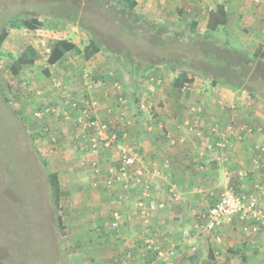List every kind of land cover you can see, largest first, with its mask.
<instances>
[{"label":"rangeland","instance_id":"374dc122","mask_svg":"<svg viewBox=\"0 0 264 264\" xmlns=\"http://www.w3.org/2000/svg\"><path fill=\"white\" fill-rule=\"evenodd\" d=\"M13 1L15 2V0ZM3 3L7 5L11 3V0H0V30L4 20L18 10L25 11L28 16L23 19L24 28L6 30L7 35L0 48V264H117L116 255L119 253L122 256L131 252V246L135 244L124 238L117 239L107 232L109 213L115 207L114 203L110 201L112 194L110 195L109 192L116 193L113 190H118L117 187L111 191L97 189L92 185L96 181V174L87 173L77 167L81 155L79 148L81 139L77 137L80 129L73 126L71 120L68 122L61 116L56 117L55 112L46 118L35 116L34 113L41 111L38 108L40 105L54 108L57 111L55 107L57 101L61 104V108H58L60 112H63L64 108L67 111V103L78 98L83 101L88 98L97 101L94 95H89L87 90H84V77L91 79L94 87L101 83L102 78L106 77H111L114 80L113 83L122 86V78L127 73V65L125 57L115 53L117 50L128 49L134 60L141 63L146 60L155 61L163 58L166 52L156 47L151 49L146 43L133 42L117 26L114 24L110 26L101 21L99 16L93 14L83 15L84 22L93 26L95 31L107 40V49L85 59L83 48L90 39L88 32L84 30L79 32L78 30L79 34L84 35L76 39L75 35H78L70 30L71 27L62 31L44 29L43 20L37 17L45 14L48 7L41 2L37 3V1L31 0L22 6L14 4L13 8H9L10 5L6 7ZM140 8V3L137 2L136 9L141 14ZM196 8L191 2L187 6V9H190L189 13L174 17L176 11L172 6L171 8L168 6L167 16L163 19L173 21L172 24L181 29L179 32L184 31L182 33L188 36V22L190 18L198 15ZM55 10H57L56 7ZM203 15L205 13L201 11L200 23L201 27L206 28L204 25L207 23V19L205 21ZM146 17L158 23L156 20L158 18L154 19L148 15ZM226 29L220 28L214 35L221 41L228 42L236 56L243 57L258 49L264 50V40L261 38L248 39L249 32L240 20H238L235 31L230 33L231 35H228ZM198 34L199 36L203 35ZM74 41H78V43ZM58 46L67 47V52L60 54ZM28 48L35 54V61L32 65H24L18 74H12L11 66L15 59L24 49ZM252 73L256 74V70H253ZM211 88V82L208 81H203L202 86H200V90L204 91H210ZM91 91L93 90L89 89V92ZM118 93L114 97L116 101H118ZM244 93L247 96L241 101L238 112H233L229 118L226 116L227 122L223 129L214 125L204 133V128L200 123L201 119L198 116L202 112V108L199 106L192 110L194 116H198V118L186 119L183 122L175 119L179 123L176 124V129L183 131L188 136L198 138L201 145L203 144L206 148L211 142L214 144L223 143L227 126H233L235 132L237 130L238 139L245 135H253L258 128H261L258 134L262 135L260 139L264 143V97ZM4 96L9 99L8 104L4 103ZM248 97L253 100L251 104ZM243 127L251 129V132L240 131V128ZM46 129L49 130L47 133H45ZM27 132L33 137L41 157L47 161L48 170L58 175L62 190L70 193L61 201L59 213L63 220L62 230H58L56 226V214L51 205L46 180L44 177L38 179L36 175V173L43 175L44 169L32 149L29 151L27 149L29 148V140L25 135ZM166 136L167 142L174 141L173 145L168 143L169 148L178 146L183 142L182 137L176 139L169 136L168 133ZM228 139L234 146L232 137H228ZM246 140L249 142L252 139ZM126 144L133 145L132 143ZM260 146L262 144L258 143L254 148H251L250 154L259 155L257 147ZM221 148L223 150H221L220 158L225 160L232 149L219 146V149ZM27 156L32 160L33 166L29 164ZM107 156H109L107 153L101 156L103 161H107ZM212 159L213 156L211 155L207 162H191L192 185L185 191H192V196H204L207 191L206 188L196 185L199 183H196L195 180L197 182H199L198 179L213 180L210 176L201 177L200 174L203 175L204 171L210 172L215 167L219 170L225 168L221 161L217 164ZM103 163L106 164V162ZM153 168L158 169L161 176L163 174L166 176L162 165ZM200 168L204 169L202 173L198 171ZM217 176L219 183L216 184L221 188L219 191L223 192L226 189L221 185L224 182L223 178L220 174ZM146 180H151L150 185L153 183L152 180L158 181L157 178L148 175H146ZM164 183V181H160V184L165 185ZM171 184L177 186L173 182ZM237 187L242 188L238 185ZM249 187L251 188V184ZM232 188L236 194L253 195L257 199H264L262 193L256 194L257 192L252 190L239 192L236 186H232ZM150 190L151 186L149 188L151 194ZM120 191L126 193L123 189ZM161 193L164 195V192L161 191ZM125 196L128 194L126 193ZM204 200L209 201L207 197H204ZM131 201L130 198L118 200V209L122 213L125 212V203L128 204L127 207H131ZM178 201L165 205L167 208L170 207L171 216L174 215L175 210H179L173 219H168V222H171L170 226H174L176 229L174 234L179 232V235L174 236L176 238L170 239L176 248L183 245L190 249L189 245H184L180 231L189 228L196 213L203 208L201 209L196 200L195 205L193 204L195 211L184 217L180 212L182 203L180 204ZM210 202L212 203L213 200ZM165 209L158 210L159 216L163 215L160 211ZM187 211H189L188 208ZM221 228V230L219 229L220 246L214 248L208 237L203 236L200 239L204 238L205 248L200 249L197 246V250L193 251L196 255L191 257L193 260L200 264H243L241 257L246 251L255 250L254 254L257 253L258 256L260 252L264 254V230L246 234L242 231V224L237 221H233L227 230ZM255 239L263 240L259 243L260 248L258 244L256 247L253 246L252 241ZM139 241L136 243L139 244ZM161 242L163 243V241ZM189 249L179 252L178 264L188 260V254L191 252ZM210 250L219 252L221 258L212 263ZM109 252H111V256H108L107 253ZM65 256L69 261L68 263L64 262Z\"/></svg>","mask_w":264,"mask_h":264},{"label":"crops","instance_id":"0c3cea01","mask_svg":"<svg viewBox=\"0 0 264 264\" xmlns=\"http://www.w3.org/2000/svg\"><path fill=\"white\" fill-rule=\"evenodd\" d=\"M136 1L140 3L141 15H148L154 19L158 18L156 19L158 23L163 25H173V21L170 22L163 19L167 16L166 11H168V6L170 8L171 6L174 8V11H176V15H174V17H178L179 14L185 15L190 12V9H187V6L192 2V5L197 7L196 12L198 15L190 18L188 24L191 20L197 22L195 31L196 34H203L206 30V28L201 27V11L202 13H205L203 16H205L204 20L206 21V19H208V13L214 10L217 5H222L224 7L227 19L225 27V29H227L225 31L228 33V35L235 31L238 20H240V22L246 26L249 32L248 34L250 36H248V39L261 38V40H264V0H260L258 3L254 2V0ZM206 25L207 23H205L204 26L206 27ZM68 27H71V31L76 32L78 35H75L76 39L84 35L81 33L79 34L81 30L80 28L73 25ZM173 27L177 31H181V29H178V26L175 27V25H173ZM74 42L78 43V41ZM78 71L79 69L77 72ZM177 72V70L162 66L145 73L140 71L137 77H131L125 73L122 78V86L121 84H117L115 82L113 83L114 80L111 79V77H101V83H98V85L95 86L91 92H89V90L83 86L84 90H87L89 95H94L98 101L96 109V115L98 116V119L115 130L119 135V140L122 143H132V147H134V149L143 156L145 161H147L149 169L161 165L164 167L166 176L163 174L161 178H157L158 181L156 182L152 180L153 183L151 185V194L148 198V204L164 202L166 205H168L170 202L168 196H166L167 189L170 185H173L171 184V182H173L177 184V186H173H175V189L180 195L178 202L180 204L182 203V208L180 210V212H182L181 215L187 217L188 213L195 211L193 210V206L195 205L194 203L196 200L198 201L201 209H205L216 202L223 194L224 191H219L221 188H219V186L216 184L219 183V178L217 176L219 174L222 176L224 181L221 185H223V187L226 189L229 188L233 190L234 188H232V186H236L239 192L252 190L253 192H257L256 194H264V155H257L255 153V155L250 154L251 148H254V146H256L258 143L264 146L263 141L260 139V136L262 135L258 134L260 133L258 131L261 130V128H258L257 132L253 135H245L243 137L244 139H238L235 133H231L230 135L226 134L225 136L232 137L234 146L232 145V150L230 154L226 156L225 160L221 161V164H223L225 168L219 170L215 167L214 170L210 172H205L202 168L198 169V171L201 173L204 171L203 175L200 174L201 177L210 176L213 179L212 181L198 179L199 182L195 180L196 183H199L196 185L207 189L204 196H192V191H185L186 188L192 185V173H190L191 162H207L209 156H211V153L206 150L203 144V146L201 145V142L198 138H193L184 134L183 131L177 130L176 124L178 125L179 123H177L175 119L183 122V120H191L195 117L198 118L199 116L201 119V126L204 128V133L209 130V127L214 125H217L220 129H223L227 122L225 120L226 116L229 118L233 112H238L241 101H243L247 95L244 92L238 91L232 86L221 84H211L212 88L210 91L200 90V86H202L203 81H210L200 76L197 77L196 74L191 72L188 73L187 77L191 82L184 84L188 89L185 91H182V89L176 90L173 88L172 84L177 76ZM117 93L118 101L114 99ZM82 98L85 97L83 96ZM248 99L249 103L251 104L253 100H251L249 97ZM140 104L144 105L143 109L140 108ZM60 106L61 104H59L57 101V105H55V107L60 109ZM198 106L202 108V112L198 116H194V112L192 110H194L195 107L198 108ZM68 112L73 114V112L70 110H68ZM167 133L169 136L176 139L182 137L183 142H181L178 146H171L172 148H169V141L167 142L168 139L166 138ZM78 137L81 139L80 136ZM246 139L252 140L247 142ZM79 148L81 155L78 159L77 167L83 171H86L87 173L91 172L88 168H84L80 165V160L85 155V151L81 142H79ZM111 153L112 159L115 160L116 153ZM100 175L101 174H96L95 179H97V177ZM146 175L151 176L149 173ZM160 181H164L165 185L160 184ZM250 184L251 188L249 187ZM166 185L167 188H165ZM237 185L242 188L237 187ZM116 187L118 190H113L116 191V193L109 192L110 195H113H111L110 201L114 203L115 207L112 208L109 213L107 232L111 236H115L117 239L124 238L125 240L135 243L131 246L132 251L128 252V254H123L122 256H120L118 252L117 255L115 254V261H117V264H178V254L184 249L188 250L189 248H187V246H177V253L174 258L161 259L156 258L152 254L150 255L144 251L141 246V239L146 235L155 234L159 240L163 241L164 245L173 244L170 238L177 236L176 234L179 235V232L174 234L176 229L174 226H170L171 222H168V219H173L179 213V210H175L173 216L170 214V207L167 208V206L164 207V209L166 208V211H160L161 214H163L162 216H159V212L155 211L156 213L153 212L151 215L150 225L145 227L135 215L136 208L134 202L140 193V190L135 188L125 190L120 186H115L112 189H116ZM195 188L198 187L195 186ZM97 189L111 191V189H105L102 187H97ZM120 189L125 190L128 196H125L126 193L121 192ZM161 191L164 192V195L161 193ZM204 197H207L209 201H205ZM122 198H130L132 200L131 207H127L128 204L125 203L124 208H126V210L123 213L118 209L117 205L119 204L118 200L121 201ZM211 200H213L212 203L210 202ZM187 208L189 211H187ZM116 209L120 211L121 226L117 230H111L109 228V224L112 221L111 214ZM101 223H103V221ZM229 225L230 224H225L223 228L227 230ZM219 233V230H217L216 232L205 234L203 236H207L215 248L221 244V240L217 241L214 238L215 235L220 236ZM203 236L198 237L199 239L195 238L196 241L191 240V242H194L193 244L199 246L200 249H204L206 242L203 240L204 238L200 239ZM138 241L140 242V245L136 243ZM260 242H263V240L260 241L255 239L252 241V244L254 247L257 246L256 244H258V247L260 248ZM189 251L191 250L189 249ZM254 251L255 250L246 251V253L242 255L241 260L243 264H264V254L259 251L261 256H258L257 253L254 254ZM107 254L108 256L112 255L111 252ZM209 254L212 263L221 258V256H219V252L217 251L213 252V250H210ZM195 255L196 253L190 252V254H188V260H185L180 264H192V262L198 263V261H194L191 258Z\"/></svg>","mask_w":264,"mask_h":264},{"label":"trees","instance_id":"16d2710c","mask_svg":"<svg viewBox=\"0 0 264 264\" xmlns=\"http://www.w3.org/2000/svg\"><path fill=\"white\" fill-rule=\"evenodd\" d=\"M12 1L7 4L10 5L9 8H13L14 4L16 6L28 4L31 0ZM33 1L41 2L48 7L45 14L37 17L43 20L44 29L62 31L67 29L68 26L74 25L89 33V42L83 48L85 59H89L107 49V40L100 36L93 26L84 22L83 15L95 14L100 17L101 21L108 23L110 26L113 24L117 26L133 42L146 43L151 49L156 47L165 50L166 55L163 58L155 61L146 60L142 63L134 60L128 49L117 50L115 53L125 57L127 74L131 77H137L140 71L145 73L163 66L178 71L172 84L176 90L181 89L185 83L191 82L187 77L189 72H193L209 80L213 85H231L240 92L264 97V50L260 51L258 49L254 53L239 57L235 55L228 42H223L214 35L220 28L225 29L226 27L227 19L222 5H217L214 10L208 13L206 30L203 35L199 36L195 33L197 22L191 20L189 23L190 32L187 36L185 33L177 31L173 25H163L141 15L136 9V0ZM3 5L6 4L3 3ZM55 7L57 10H55ZM27 16L25 11L18 10L4 20L0 30V48L6 38V30L24 28L23 19ZM58 49L60 54L66 53L68 50L64 46H58ZM34 61L35 54L29 48L24 49L11 66L12 74H18L24 65H32ZM253 70H256V74L252 73ZM3 98L4 103L8 104L9 99L6 96ZM38 108L42 112L41 118L52 115L46 112L50 107L40 105ZM55 116H61L70 122L62 114H56ZM48 131L46 129L45 133ZM25 135L29 140L28 151L32 149L44 169L43 175L38 173L36 175L38 179L44 177V180H46L51 205L56 214V226L58 230H62L63 220L59 213L61 201L63 198L68 197L70 193L62 190L58 175L48 170V163L41 157L33 137L28 132ZM29 164L33 166L30 159ZM64 262H69L66 256ZM192 264L198 263L192 262Z\"/></svg>","mask_w":264,"mask_h":264},{"label":"built area","instance_id":"2783aa9c","mask_svg":"<svg viewBox=\"0 0 264 264\" xmlns=\"http://www.w3.org/2000/svg\"><path fill=\"white\" fill-rule=\"evenodd\" d=\"M259 1L254 0L256 3ZM83 86L89 90L93 89L94 84L91 79L84 77ZM181 89L185 91L188 88L183 85ZM97 104L98 102L91 98L84 99V101L76 99L67 103V111L65 108L63 112H60L58 108L57 111L54 108H50L46 112H55V115L62 114L66 119L71 120L73 126L80 129L78 136L81 137L82 147L85 151L84 157L80 160V165L88 168L93 174H101L94 181V187L112 189L115 186H120L125 190L133 188L140 190L134 202L135 215L145 227L149 226L152 213L164 209L166 204L164 202L148 204L149 188L151 186L149 182L151 180H146V174H151L152 178H161V173L158 169H149L147 161L143 159L134 147L122 143L117 132L98 119L96 116ZM140 108L143 109L144 105L140 104ZM68 110L73 112V114H70ZM34 115L41 118L42 112H35ZM240 131L248 133L251 132V129L243 127L240 128ZM231 133L238 135L237 130L235 132L233 126H227L224 134L230 135ZM237 138L239 137L237 136ZM222 142V144L211 142L206 147V150L213 156L212 160L217 163L223 160L220 158L223 148L219 149V146L225 149H232V143L227 136L223 137ZM169 144L173 145L174 141L170 140ZM257 150L260 155H264V146L257 147ZM111 152L116 153L115 160L112 159ZM106 153L109 156H107L105 165L103 163L105 161H103L101 156L106 155ZM167 196L170 203L177 202L180 197L173 185H170L167 189ZM111 215L112 221L109 224V228L117 230L121 226L120 211L116 209ZM233 221L241 223L242 231L246 234L258 233L264 230V199H257L253 195H239L232 189L227 188L216 202L196 213L191 226L181 230V239L186 245L191 247L190 250L193 252L197 250V245L193 244L194 242H191V240L216 232L225 224H231ZM214 238L217 241L221 240L219 235H215ZM141 246L147 253H151L154 257L161 259H172L177 253L175 245L162 244L155 234L142 237Z\"/></svg>","mask_w":264,"mask_h":264}]
</instances>
